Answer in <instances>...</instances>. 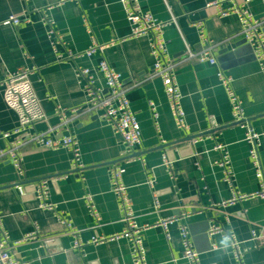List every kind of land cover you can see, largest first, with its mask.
Returning a JSON list of instances; mask_svg holds the SVG:
<instances>
[{"label": "crops", "instance_id": "1", "mask_svg": "<svg viewBox=\"0 0 264 264\" xmlns=\"http://www.w3.org/2000/svg\"><path fill=\"white\" fill-rule=\"evenodd\" d=\"M139 1L158 20H172L164 30L172 58L180 60L187 45L197 49L205 42H218L217 64L183 61L177 65L183 121L173 115L161 78L149 77L154 61L149 37H129L130 23L120 0H0V150L13 139L4 138L3 133L19 124L18 114L4 99V78L8 72L31 68L30 78L47 118L37 121L30 131L52 138L74 136L83 163L73 168L69 149L29 142L21 148V177L11 160L0 156L4 228L12 240H19L37 226L38 234L16 248L18 257L29 264H133L126 238L90 243L95 236H111L125 229L109 177L110 165L120 163L125 167L124 181L138 222L152 225L143 231L150 263L190 264L183 256L178 227L170 226L168 238L161 226L154 225L161 218L179 216L189 207L192 213L183 221L200 253V264H239L225 237L209 234L211 223L232 230L245 246H251L242 264H264V246L252 247L249 240L252 229L264 234V198L254 195L215 205L235 194H252L264 187V178L256 174L250 158L245 129L234 121L228 94L217 75L222 70L232 76L244 111L261 135L259 157L264 175V76L241 34L240 18L236 13L220 14L229 6L227 1L218 6L210 5L216 0ZM248 8L255 18L263 20L264 30V0H252ZM12 14L24 17V22L4 24ZM47 20L60 36L56 46L66 56L62 60L57 59L48 37ZM94 40L104 47L102 51L90 57L79 55ZM103 58L122 75L128 88L142 132L134 155L144 162L124 160L125 146L108 122L92 113L72 111L86 100L76 66L90 68L97 84L104 86L98 71ZM58 108L67 110L66 122L57 114ZM194 138L198 139L192 142ZM218 144L223 150L216 148ZM164 153L174 160L173 174L163 166ZM225 157L234 172L233 185L225 180V167L218 163ZM150 176L155 178L154 188L147 182ZM42 179L49 181V200L55 209L40 208L34 196V182ZM20 182L26 188L24 197L15 188ZM155 191L159 208L153 204ZM86 194L92 195L98 218L89 211ZM64 219L80 230L83 247H74L75 238Z\"/></svg>", "mask_w": 264, "mask_h": 264}, {"label": "built area", "instance_id": "2", "mask_svg": "<svg viewBox=\"0 0 264 264\" xmlns=\"http://www.w3.org/2000/svg\"><path fill=\"white\" fill-rule=\"evenodd\" d=\"M225 1L229 2V6L226 9L220 10V14L222 16H227L231 13L238 14L241 22V34L245 41L252 47L255 59L264 76L263 20L255 18L248 8V4L252 0H216L210 3V5L213 4L218 6ZM120 2L124 7L127 20L130 23L129 37H149L150 51L154 59L149 77L161 78L173 115L177 120L183 121L185 111L182 106L183 94L176 75L177 65L183 61L209 62L210 64H217L215 48L218 45V42L208 41L201 44L197 49H192L187 45L180 60H176L172 58L168 51L167 40L164 33L165 27L171 23L172 20L168 22L158 20L152 12L142 8L139 0H120ZM24 20V17L12 14L4 20L3 23L19 25L24 22ZM46 23L48 24L47 34L51 39L57 59L62 60L66 58V56L59 52L56 46L59 42L60 36L52 26L51 20H47ZM103 48V46L94 40L91 45L86 50L80 52L79 55L90 57L102 51ZM68 55L71 56L72 52L68 53ZM32 71L31 68H23L8 72L4 78V99L6 104L18 114L19 124L14 130L3 133L2 136L4 138L12 136L13 139L10 141L7 148L0 150V156H7L17 169L18 174L23 177V155L21 148L26 143L34 142L49 148L69 149L73 154V168L82 167L83 163L81 161L79 142L74 136L65 135L61 138H52L42 132L30 131L37 121L47 118L42 107L41 99L38 97L30 78ZM75 71L78 80L83 85L86 100L81 107L72 111L79 113H92L98 118L108 122L113 127L114 131L121 137L122 143L125 146L124 160L129 162L141 159L142 162H144L142 157L134 155L135 147L142 142V132L140 123L127 96L128 88L124 83L122 75L104 58L101 59L98 64V71L103 75L105 81L104 86H99L97 84L95 73L90 68L76 66ZM217 75L221 85L225 88L228 94L234 121L245 129V140L250 144V158L255 172L260 179H263L264 175L262 173L259 157L261 135L253 128L249 117L244 111L242 101L233 87L232 76L226 74L222 70H219ZM151 105L154 115L157 118L158 112L156 110V105L154 103ZM57 114L61 117L63 122L67 121L66 109L58 108ZM197 139L198 138H194L192 142L197 141ZM216 148L223 150V145L218 144ZM218 163L225 167V180L233 185L234 172L229 165L228 158L225 157L223 160L218 161ZM163 166L170 174H173L174 160L166 153L163 155ZM124 174L125 167L122 164L112 163L110 165L109 177L111 189L118 197L125 229L121 233L113 234L111 236H95L90 243L98 244L114 239L126 238L131 244V258L133 264H152L147 259V249L143 237V231L152 227V225H141L138 222L133 202L128 192V186L124 181ZM147 182L151 188L155 187V178L153 176H150ZM15 188L18 195L24 197L26 194L24 183L20 182L15 184ZM33 193L38 200L40 208H56V206L49 200V181L47 179L34 182ZM254 195H259L264 198V187L260 191L252 194H235L229 200H224L215 205H226L228 203H233L237 199H244ZM84 198L89 211L98 218V211L93 202L92 195L86 194ZM153 204L155 208H159L157 191L154 192ZM191 213L192 210L189 207H186L179 216L161 218L154 225L161 226L168 238L170 237V226L176 225L181 235L184 258H186L190 264H200V253L195 247L188 225L183 221L184 217ZM64 221L66 222L68 231L75 238L74 247H83L85 243L80 238V230L65 219ZM208 232L210 235H223L228 241V246L232 249L234 257L239 264H242V258L251 246H245L243 241L239 240L232 230L225 229L219 223H211ZM37 234L38 229L36 226L35 230L26 234L24 238L12 240L4 228L0 215V264H29L18 257L16 248L24 241L33 238ZM249 240L252 242V247L264 246V234H259L255 229H252ZM81 264L86 263L82 262Z\"/></svg>", "mask_w": 264, "mask_h": 264}]
</instances>
